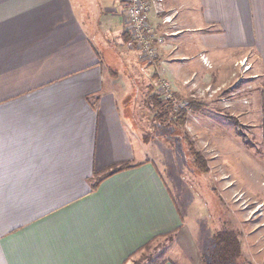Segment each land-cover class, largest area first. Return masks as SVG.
Wrapping results in <instances>:
<instances>
[{
  "label": "crops",
  "instance_id": "obj_1",
  "mask_svg": "<svg viewBox=\"0 0 264 264\" xmlns=\"http://www.w3.org/2000/svg\"><path fill=\"white\" fill-rule=\"evenodd\" d=\"M165 6L151 17L165 43L148 63L125 46L120 0H0V264H125L170 233L177 247L163 264H203L196 227L154 164L160 150L139 118L154 125L148 105L162 80L182 95L181 78L209 87L210 65L230 71L252 56L244 66L264 73V0ZM134 75L141 114L131 101ZM124 165L132 168L92 191L94 177ZM256 167L264 175V161ZM245 226L242 256L245 248L252 258L257 242L244 239Z\"/></svg>",
  "mask_w": 264,
  "mask_h": 264
},
{
  "label": "rangeland",
  "instance_id": "obj_2",
  "mask_svg": "<svg viewBox=\"0 0 264 264\" xmlns=\"http://www.w3.org/2000/svg\"><path fill=\"white\" fill-rule=\"evenodd\" d=\"M256 58L259 59L257 55ZM253 59L254 56L237 61L230 71H227L228 64L218 71V66L210 65L209 77H203L202 83L206 86V80L213 81L215 84L209 87L192 84L190 78H181L185 89L182 95L173 90L171 82L162 80L158 95L173 107L175 114L183 111L182 118L175 116L179 126L158 123L156 115V120L151 121L154 125L146 126L139 118L140 133H144L146 141L151 140L150 146H157L161 151L162 155L154 151V164L171 188L186 221L192 224V229L195 225L197 232L195 229L191 235L198 237L201 252L205 251L203 256L208 254L209 248H205L210 244L214 229L216 232L223 229L238 231L243 221L246 222L244 239L255 240L257 244L250 248L252 258L244 248L241 264H260L259 257L253 255L257 249L262 251L263 257H260L264 258V229L256 228L264 224V182L261 180L264 175L256 167L257 162L264 161V73H259V66L250 72L251 66H244ZM195 76L192 74L191 79ZM133 80L137 81L133 85L131 101L135 111L141 114L142 78L134 75ZM164 83L169 84L170 98L164 92ZM193 101L202 103L205 109L196 108L195 104L191 106ZM157 126L166 127L161 131ZM190 144L203 158L207 173L196 165ZM175 238V233L155 238L125 264H163L176 251ZM246 259H252L253 263Z\"/></svg>",
  "mask_w": 264,
  "mask_h": 264
},
{
  "label": "trees",
  "instance_id": "obj_3",
  "mask_svg": "<svg viewBox=\"0 0 264 264\" xmlns=\"http://www.w3.org/2000/svg\"><path fill=\"white\" fill-rule=\"evenodd\" d=\"M125 35L127 34L125 33ZM127 43H128V36L125 41V46H127ZM133 52L140 57V55L136 51ZM194 104L196 105V108L199 107L205 109L202 103L199 102L194 103L193 101L191 106H193ZM148 108H151V110L156 113V118H158L157 120L158 123L161 124L169 123L170 125L175 124L178 126L180 125L179 121L176 119L182 118V116L180 115L181 113H183V111L179 112L178 114H175L173 111V107H171L169 103L163 102L160 96H154V101L152 100L150 102ZM175 116H177V118H175ZM237 126L239 125L237 124ZM190 150L194 151L195 162L198 168H200L204 173H207L208 167L204 163L200 153L195 151V149L193 148V146H191V144H190ZM129 168H132V166L124 165L114 171L105 173L101 176L94 177L91 180L92 191H96L99 188L100 184L111 175L124 171L125 169H129ZM241 258H242V245L240 240V232H238L237 230L223 229L222 231L216 232L213 235L212 240L210 242V248L208 254L204 255V257L202 258V262L203 264H241L240 263Z\"/></svg>",
  "mask_w": 264,
  "mask_h": 264
},
{
  "label": "built area",
  "instance_id": "obj_4",
  "mask_svg": "<svg viewBox=\"0 0 264 264\" xmlns=\"http://www.w3.org/2000/svg\"><path fill=\"white\" fill-rule=\"evenodd\" d=\"M120 5L124 12L128 48L136 51L143 61L155 62L159 46L165 43V36L152 24L151 17L166 12L165 0H120ZM171 20L170 16H164L163 23H170ZM163 89L170 98L169 84L164 83Z\"/></svg>",
  "mask_w": 264,
  "mask_h": 264
}]
</instances>
